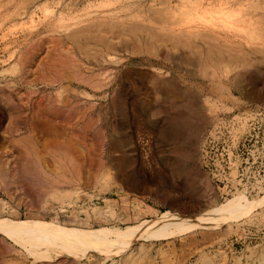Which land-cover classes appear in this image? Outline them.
Masks as SVG:
<instances>
[{"label": "rangeland", "instance_id": "rangeland-1", "mask_svg": "<svg viewBox=\"0 0 264 264\" xmlns=\"http://www.w3.org/2000/svg\"><path fill=\"white\" fill-rule=\"evenodd\" d=\"M2 2L0 221L109 233L56 255L0 230V264H264V0ZM230 201L244 215L139 228Z\"/></svg>", "mask_w": 264, "mask_h": 264}, {"label": "bare ground", "instance_id": "bare-ground-1", "mask_svg": "<svg viewBox=\"0 0 264 264\" xmlns=\"http://www.w3.org/2000/svg\"><path fill=\"white\" fill-rule=\"evenodd\" d=\"M189 2V1H188ZM2 3H0V26H1V9H2ZM4 5V4H3ZM183 5V4H182ZM191 6V5H190ZM185 7V6H184ZM5 10V9H4ZM205 10V9H204ZM185 11V10H184ZM193 11V10H192ZM4 12V11H3ZM212 12V11H211ZM219 12V11H218ZM189 13V12H188ZM209 13V12H208ZM222 13V11H221ZM228 13V12H226ZM231 13V12H230ZM187 14V12H186ZM196 14V13H195ZM204 14V13H203ZM210 15V14H208ZM228 15V14H227ZM231 15V14H230ZM185 16V14H184ZM186 18V17H185ZM201 18V17H200ZM218 18V17H217ZM227 18V17H226ZM232 18V17H231ZM177 19V18H176ZM197 19V17H196ZM203 19V18H202ZM242 19V18H241ZM204 21V20H203ZM225 21V18H224ZM205 22V21H204ZM237 22V21H236ZM179 23V22H178ZM191 23V22H190ZM197 23V22H196ZM215 23V22H214ZM243 23H245L243 21ZM251 23V21H250ZM180 24V23H179ZM213 24V23H212ZM229 24V23H228ZM231 24V23H230ZM247 24V23H246ZM176 25V24H175ZM181 25V24H180ZM193 25V24H192ZM214 25V24H213ZM115 26V25H114ZM184 26V25H183ZM187 26V25H186ZM216 26V25H215ZM229 26V25H228ZM231 26L230 28H233ZM1 28V27H0ZM128 28V27H127ZM139 28V27H138ZM161 28V27H160ZM236 28V27H235ZM234 28V29H235ZM140 29V28H139ZM190 29V28H189ZM226 29V28H225ZM162 30V29H161ZM185 30V29H184ZM241 29L237 30L238 32ZM3 31V30H2ZM146 31V30H145ZM148 31V30H147ZM179 31V30H178ZM243 31V30H242ZM137 32V31H136ZM198 32V31H196ZM53 33V32H52ZM183 33V32H182ZM187 33V32H186ZM245 33V32H244ZM2 34V33H1ZM81 34V33H80ZM150 34V33H149ZM167 34V33H166ZM189 34V33H188ZM205 34V33H204ZM224 34V33H223ZM71 35V34H69ZM77 35V34H76ZM179 35V34H178ZM246 35V34H245ZM1 36V35H0ZM171 36V35H170ZM190 36V35H189ZM208 36V35H207ZM4 37V36H3ZM71 37V36H70ZM73 37V36H72ZM150 37V36H149ZM180 37V36H179ZM198 37V36H195ZM213 37V35H212ZM222 37V36H221ZM54 38V37H53ZM59 38V37H58ZM67 38H69L67 36ZM188 38V37H187ZM201 38V36H200ZM205 38V37H204ZM218 38V37H216ZM239 38V37H238ZM202 39V38H201ZM207 39V38H206ZM210 39V38H209ZM213 39V38H212ZM220 39V38H219ZM218 39V40H219ZM226 39V38H225ZM230 39V38H229ZM236 39V38H235ZM240 39V38H239ZM52 40V39H51ZM50 40V41H51ZM151 40V39H150ZM189 40V39H188ZM187 40V41H188ZM216 40V39H215ZM224 40V39H223ZM1 41V39H0ZM101 41V40H100ZM103 41V40H102ZM179 41V40H178ZM203 41V40H202ZM221 41V40H220ZM43 42V41H42ZM58 42V41H57ZM225 42V41H224ZM55 43V42H54ZM75 43V42H74ZM175 43V42H174ZM206 43V42H205ZM223 43V42H222ZM231 43V42H230ZM63 44V43H62ZM127 44V43H126ZM226 44V43H225ZM232 44V43H231ZM237 44V43H236ZM46 45V44H45ZM49 45V44H47ZM60 45V44H59ZM117 45V44H116ZM157 45V44H156ZM174 45V44H173ZM186 45V44H185ZM2 46V45H1ZM152 46V45H150ZM182 46V45H181ZM193 46V45H192ZM211 46V45H210ZM214 46V45H212ZM62 47V46H61ZM87 47V46H85ZM217 47V46H216ZM256 47V46H255ZM254 47V48H255ZM33 48V47H32ZM98 48V47H97ZM96 48V49H97ZM105 48V47H104ZM144 48V47H143ZM151 48V47H150ZM224 48V47H223ZM5 49V48H4ZM57 49V48H56ZM88 49V48H87ZM109 49V48H108ZM115 49V48H114ZM133 49V48H132ZM220 49V48H219ZM66 50V48H65ZM167 50V49H166ZM207 50V48H206ZM228 50V49H227ZM110 51V50H109ZM112 51V50H111ZM141 51V50H140ZM217 51V50H216ZM232 51V50H231ZM256 51V50H255ZM62 52V51H61ZM96 52V51H95ZM94 52V54H95ZM119 52V51H118ZM148 52V51H147ZM181 52V51H180ZM260 52V51H259ZM86 53V52H85ZM155 53V52H154ZM226 53V52H225ZM68 54V53H67ZM66 54V56H67ZM79 54V53H78ZM175 54V53H174ZM220 54V53H219ZM229 54V53H228ZM240 54V53H239ZM1 55V54H0ZM104 55V54H103ZM107 55V54H106ZM105 55V56H106ZM232 55V54H231ZM235 55V54H234ZM61 56V55H60ZM73 56V55H72ZM80 56V55H79ZM93 56V55H92ZM172 56V55H171ZM199 56V55H198ZM207 56V55H206ZM241 56V55H239ZM27 57V56H26ZM40 57V56H39ZM96 57V56H95ZM98 57V56H97ZM201 57V56H200ZM61 58V57H60ZM59 58V59H60ZM26 59V58H25ZM67 59V58H66ZM167 59V57H165ZM211 59V58H210ZM231 59V58H230ZM61 60V59H60ZM178 60V59H177ZM241 60V59H240ZM1 61V60H0ZM24 61V60H23ZM43 61V60H42ZM69 61V60H68ZM67 61V62H68ZM252 61V60H251ZM58 62V61H57ZM166 62V61H165ZM206 62V61H205ZM220 62V61H219ZM233 62V61H232ZM250 62V61H248ZM52 63V62H51ZM74 63V62H72ZM183 63V62H182ZM229 63V62H228ZM245 63V62H244ZM243 63V64H244ZM28 64V63H27ZM50 64V63H49ZM78 64V63H77ZM218 64V63H217ZM230 64V63H229ZM246 64V63H245ZM244 64V65H245ZM248 64V63H247ZM246 64V65H247ZM55 65V64H54ZM75 65V64H74ZM73 65V66H74ZM206 65V64H205ZM221 65V64H220ZM237 65V63H236ZM251 65V64H250ZM249 67H252L250 66ZM259 65V64H257ZM226 66V64H225ZM231 66V65H230ZM240 66V64H239ZM72 67V65H71ZM193 67V66H192ZM204 67V66H203ZM209 67V66H207ZM234 66L231 67V70ZM245 67V66H244ZM24 68V67H23ZM74 68V67H73ZM247 68V67H245ZM55 71V68H53ZM67 69V68H66ZM76 69V68H75ZM202 69V68H201ZM206 69V68H205ZM211 69V68H210ZM227 69V68H226ZM241 69V68H240ZM58 70V68H57ZM72 70V69H71ZM203 70V69H202ZM235 70V68L233 69ZM264 70V69H263ZM59 71V70H58ZM66 71V70H65ZM64 73H67V71ZM90 71V70H89ZM227 71V70H226ZM51 72V71H49ZM56 72V71H55ZM63 72V71H62ZM203 72V71H201ZM212 72V71H211ZM58 73V72H56ZM189 73V72H188ZM205 73V72H204ZM236 73V72H235ZM54 74V73H53ZM96 74V72H95ZM214 74V73H211ZM59 75V74H58ZM64 75V74H62ZM66 75V74H65ZM64 75V76H65ZM69 75V74H67ZM106 75V74H105ZM204 75V74H203ZM73 76V75H72ZM95 76V75H94ZM239 76V74H238ZM46 78V77H45ZM55 78V77H53ZM61 78V77H60ZM89 77L85 78L88 79ZM93 78V77H92ZM215 78V77H214ZM59 79V78H58ZM55 80V79H54ZM67 80V79H66ZM79 80V79H78ZM253 80V79H252ZM74 81V80H73ZM82 81V80H81ZM84 81V80H83ZM55 82V81H54ZM86 82V81H85ZM90 82V81H89ZM57 83V81H56ZM84 83V82H83ZM167 83V82H166ZM49 84V83H48ZM61 85V84H60ZM62 86V85H61ZM90 86V85H89ZM7 87V86H6ZM171 87V86H170ZM32 88V87H31ZM242 88V87H241ZM99 89V88H98ZM173 89V88H172ZM220 89V87H219ZM182 91V90H181ZM186 91V90H185ZM84 92V91H83ZM76 93V92H75ZM241 94V93H240ZM73 97V96H72ZM75 97V96H74ZM179 97V96H178ZM78 98V97H77ZM56 103V102H55ZM63 104V103H62ZM74 104V103H73ZM53 105V104H52ZM48 106V105H47ZM58 106V105H57ZM71 106V105H70ZM185 106V105H184ZM199 106V105H198ZM64 107V106H63ZM32 108V107H31ZM78 112V111H77ZM81 112V111H80ZM84 112V111H83ZM195 112V111H194ZM43 113V112H42ZM203 113V112H202ZM44 115V114H43ZM72 115V114H71ZM85 115V114H84ZM199 115V114H198ZM79 117V116H78ZM97 117V116H96ZM77 118V117H76ZM83 118V117H82ZM45 120V119H44ZM91 120V119H90ZM75 122V121H73ZM83 122V121H82ZM89 122V120H88ZM48 123V122H47ZM72 124V122H71ZM70 124V125H71ZM87 124V123H86ZM84 125V124H83ZM154 125V124H153ZM22 126V125H21ZM52 126V125H51ZM86 127V126H85ZM49 128V127H48ZM77 128V127H76ZM83 128V127H82ZM46 129V128H45ZM98 129V128H97ZM53 132V131H52ZM58 132V130H57ZM104 132V131H103ZM30 135V134H29ZM25 136V135H24ZM9 137V136H8ZM12 137V136H11ZM28 138V137H27ZM26 140V139H25ZM27 141V140H26ZM51 141V140H50ZM53 141V140H52ZM20 142V140H19ZM56 142V141H55ZM83 142V141H82ZM24 143V142H23ZM28 143V142H27ZM48 143V142H47ZM51 143V142H50ZM59 143V142H58ZM84 143V142H83ZM82 143V145H83ZM56 144V143H55ZM30 145V144H29ZM53 145V144H52ZM58 145V144H57ZM32 147V145H31ZM34 147V146H33ZM32 147V148H33ZM49 147V146H48ZM54 147V146H53ZM57 147V146H56ZM61 147V146H60ZM63 147V146H62ZM69 148V147H68ZM91 148V147H90ZM92 149V148H91ZM32 150V149H31ZM55 153V152H54ZM4 154V153H3ZM70 154V153H69ZM43 155V154H42ZM5 158V157H4ZM27 159V158H26ZM3 160V159H2ZM71 160V159H70ZM68 161V160H67ZM48 164V162H47ZM103 164V163H102ZM51 165V164H49ZM26 167V166H25ZM55 167V166H54ZM48 168V167H46ZM76 168V167H75ZM45 170V169H44ZM88 170V169H87ZM17 171V170H16ZM2 172V171H1ZM33 172V171H32ZM97 173V172H96ZM114 173V172H113ZM44 174V173H42ZM10 175V174H9ZM31 175V174H30ZM95 175V173H94ZM113 176V175H112ZM47 177V176H46ZM53 178V177H52ZM60 178V177H59ZM50 179V178H48ZM54 179V178H53ZM95 180V179H94ZM15 181V180H14ZM60 182V181H59ZM89 182V181H88ZM12 184V183H11ZM27 185V184H26ZM14 186V185H13ZM25 187V186H24ZM62 192V191H61ZM248 207V206H247ZM245 207H240L237 206L234 202H227L225 204L221 205H216L212 204L208 206V208L203 212H201L199 215L191 217V218H174L173 215H170L169 213H166L160 217V219L155 220V221H142L139 225L140 229L145 230V234L149 235V237H153L154 239H167L171 238L174 236H179L182 234L190 233L194 231L195 229L199 228H205L208 227L209 225H218L221 222H225L226 220H229L231 218H237L241 212L243 211ZM246 209V208H245ZM244 209V210H245ZM250 209V208H249ZM248 209V210H249ZM247 211V210H246ZM244 212V211H243ZM242 212V213H243ZM244 215V213H243ZM0 230L8 235V237H12L14 239H29L34 236H37L38 238H47L51 237V243H56L55 249L56 251L53 252V254L59 255L63 254L65 255L66 253L72 252L73 248H79V249H85V248H93L92 246H95L98 243L102 242H108L106 239V233H109L108 230H88V231H82V230H77V229H66L65 227L61 228H56V227H51L47 224H43L41 222H35V221H22V222H14V221H6V220H1L0 221ZM127 232V231H126ZM143 234V235H145ZM152 238V239H153ZM35 240V239H33ZM18 241V240H17ZM34 242V241H33ZM32 243V242H31ZM103 244V243H102ZM50 245V244H49ZM61 247L58 249V246ZM51 247V246H50ZM51 251V250H50ZM52 253V252H51ZM50 255V254H49ZM46 256V255H45ZM63 263V262H62Z\"/></svg>", "mask_w": 264, "mask_h": 264}]
</instances>
